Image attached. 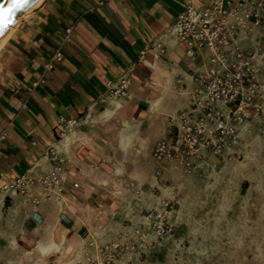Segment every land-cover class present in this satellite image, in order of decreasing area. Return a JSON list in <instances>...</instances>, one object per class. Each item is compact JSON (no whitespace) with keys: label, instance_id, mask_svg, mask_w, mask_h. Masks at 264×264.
I'll return each mask as SVG.
<instances>
[{"label":"crops","instance_id":"crops-1","mask_svg":"<svg viewBox=\"0 0 264 264\" xmlns=\"http://www.w3.org/2000/svg\"><path fill=\"white\" fill-rule=\"evenodd\" d=\"M213 1L41 0L17 15L0 45V264L32 251L89 264V241L114 240L146 219L140 202L124 224L105 214L114 192L162 187L157 170L170 174L171 162L159 166L152 151L172 134L171 116L188 108L209 53L190 56L168 29L184 5ZM68 26L70 39L61 42ZM57 49L61 58L52 60ZM125 74L129 93L108 95V82ZM61 118L77 123L62 133ZM55 166L68 177L61 199H42L39 184L1 191L15 176Z\"/></svg>","mask_w":264,"mask_h":264},{"label":"built area","instance_id":"built-area-1","mask_svg":"<svg viewBox=\"0 0 264 264\" xmlns=\"http://www.w3.org/2000/svg\"><path fill=\"white\" fill-rule=\"evenodd\" d=\"M263 24L264 0H214L202 7L186 4L177 13L169 32L186 44L190 56L207 50L209 62L194 76L188 108L171 116L175 121L172 134L154 145L152 156L159 166L169 161L190 174L208 155L231 153L238 144L240 125L262 115L263 65L255 52L243 47L242 41ZM71 32L72 26H68L61 42L69 40ZM60 58L61 51L57 49L52 60ZM52 60L46 64L48 67H52ZM129 84L128 76L122 75L116 82H108L107 94L114 98L127 95ZM76 123L75 118H61L58 128L63 133ZM157 174H161L160 168ZM67 183L63 168L55 166L40 176H15L1 191L28 193L39 184L42 199H61ZM72 185L76 187L78 183L74 181ZM173 205L174 198H163L160 208L146 214L142 223L122 231L116 239L89 241L95 251H87L84 260L89 264H135L134 255L149 244V232L163 236L173 230Z\"/></svg>","mask_w":264,"mask_h":264},{"label":"rangeland","instance_id":"rangeland-1","mask_svg":"<svg viewBox=\"0 0 264 264\" xmlns=\"http://www.w3.org/2000/svg\"><path fill=\"white\" fill-rule=\"evenodd\" d=\"M243 47L262 62L264 84V24L243 39ZM238 136L231 153L208 155L190 174L171 163L168 176L161 171L162 187L111 195L105 218L117 224L133 215L136 202L146 204L147 213L160 208L163 198H174L173 230L163 236L149 232V244L134 255L135 264H264V112L240 125ZM142 164L149 172V157ZM3 257L10 264L66 261L61 254L33 251Z\"/></svg>","mask_w":264,"mask_h":264},{"label":"snow or ice","instance_id":"snow-or-ice-1","mask_svg":"<svg viewBox=\"0 0 264 264\" xmlns=\"http://www.w3.org/2000/svg\"><path fill=\"white\" fill-rule=\"evenodd\" d=\"M28 0H12V6L9 8H3L0 7V20L3 21V23H0V27H7V24L11 22L10 18L12 13L16 8L23 7L24 4H26Z\"/></svg>","mask_w":264,"mask_h":264},{"label":"water","instance_id":"water-1","mask_svg":"<svg viewBox=\"0 0 264 264\" xmlns=\"http://www.w3.org/2000/svg\"><path fill=\"white\" fill-rule=\"evenodd\" d=\"M34 0H28L26 4L23 5V7L16 8L14 12L11 15V22L7 24V27L9 24L13 23L18 15L19 12H21L23 9H25L27 6H29ZM12 6V0H0V7L3 8H9ZM0 23H3L2 20H0ZM7 27H0V35L6 30Z\"/></svg>","mask_w":264,"mask_h":264},{"label":"bare ground","instance_id":"bare-ground-1","mask_svg":"<svg viewBox=\"0 0 264 264\" xmlns=\"http://www.w3.org/2000/svg\"><path fill=\"white\" fill-rule=\"evenodd\" d=\"M41 0H34L29 6H27L25 9H23L21 12L18 13V16L20 17L22 14L27 13L29 10H31L33 7H35ZM16 25V21L9 24L6 30L0 35V45L3 43L4 39L7 37L9 32L14 28Z\"/></svg>","mask_w":264,"mask_h":264}]
</instances>
